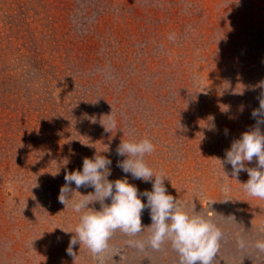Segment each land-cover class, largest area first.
Here are the masks:
<instances>
[{"label":"rangeland","instance_id":"1","mask_svg":"<svg viewBox=\"0 0 264 264\" xmlns=\"http://www.w3.org/2000/svg\"><path fill=\"white\" fill-rule=\"evenodd\" d=\"M261 81L264 0H0V264H179L170 242L128 243L147 240L148 209L144 231L117 230L100 259L66 251L81 213L58 201L65 173L99 153L110 181L151 191L117 167L119 144L142 139L167 193L223 231L214 264H264L237 245L264 239V199L220 162L257 126ZM70 187L76 200L94 191Z\"/></svg>","mask_w":264,"mask_h":264},{"label":"clouds","instance_id":"2","mask_svg":"<svg viewBox=\"0 0 264 264\" xmlns=\"http://www.w3.org/2000/svg\"><path fill=\"white\" fill-rule=\"evenodd\" d=\"M257 86L264 88V81ZM251 115L256 118L257 126L234 140L230 149L226 150L224 160H219L225 175L223 165H231V175L235 180H238L240 172L246 171L249 179L242 183L244 190L251 197L264 199V132L260 127L264 125V93L259 100V108L254 109ZM110 127H116L115 121L110 122ZM225 133L227 134V129ZM153 151L154 145L148 139L122 141L116 149L117 156L126 157L117 161V167L134 179L151 183V191L140 193L127 178L110 181L108 177L111 175L112 160L99 153L91 159L84 158L82 170L65 173V184L60 188L58 201L65 208L71 207L73 211L81 213L79 223L70 232L75 235L66 249L69 255H74L73 247L79 244L100 259L101 254L109 248V241L117 230L128 236H136L144 231L141 215L148 209L152 220L151 232L146 241H128L131 246L143 250L147 245L159 251L165 242H170L171 248L178 254L179 264H214L223 231L208 216L197 211L189 214L167 193L164 184L166 178L154 173L145 163V155ZM254 158L257 167L247 168L245 162H252ZM68 163L66 160L65 165ZM72 184L76 189L91 187L94 191L81 195L82 198L76 200L70 187ZM224 191H228V188L225 187ZM141 197L146 198V203L142 202ZM108 199L110 203H105ZM94 202L100 204V210L89 207ZM212 203L214 202L210 206ZM237 245L240 250L251 246L259 253H264V239H257L249 244L240 238Z\"/></svg>","mask_w":264,"mask_h":264}]
</instances>
